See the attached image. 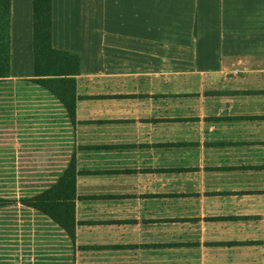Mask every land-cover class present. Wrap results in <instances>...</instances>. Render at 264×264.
Wrapping results in <instances>:
<instances>
[{
  "label": "crops",
  "instance_id": "obj_1",
  "mask_svg": "<svg viewBox=\"0 0 264 264\" xmlns=\"http://www.w3.org/2000/svg\"><path fill=\"white\" fill-rule=\"evenodd\" d=\"M72 14L88 20L53 21L52 43L80 54L73 117L10 84L13 63L33 70V0H11L0 187L23 175L33 196L75 169L74 235L42 217L28 256L60 263L63 229L105 264H264V0H73Z\"/></svg>",
  "mask_w": 264,
  "mask_h": 264
},
{
  "label": "rangeland",
  "instance_id": "obj_2",
  "mask_svg": "<svg viewBox=\"0 0 264 264\" xmlns=\"http://www.w3.org/2000/svg\"><path fill=\"white\" fill-rule=\"evenodd\" d=\"M78 2V1H77ZM72 4L73 0H65L55 1L54 11H57L59 14L53 16V0H52V29H53V21L55 29H64L67 26H72L76 24L86 23L88 17L86 15H73L72 14ZM64 8V9H63ZM70 9V10H65ZM66 11H69V14H64ZM63 12V14H60ZM10 26H11V12H10ZM11 41V34H10ZM57 48V47H55ZM61 49V48H59ZM66 50V49H64ZM11 52V51H10ZM161 68H168L172 64V62L164 59L168 56L167 53L162 52L161 54ZM5 60L4 52L0 50V80L8 79L11 76V54L9 60V70L8 72L2 67V64ZM13 77L9 79L12 87L23 90L25 87L30 85V81L35 84L40 85L36 77L34 76L33 70H29L26 64L21 63L17 65V63H13ZM42 86V85H41ZM58 88L63 92L62 85L57 83ZM73 165H70L65 172V175L60 179V181L52 187H49L43 192L36 193L33 196H28L29 192H26L25 189H33L34 187H25V179L24 176L18 175L17 185L16 187H7V174L2 173V184L0 187V199L4 201H0V264H56L52 259L46 260L43 263H40L38 257L35 256V251L31 250V256H28L26 242L35 237L40 240L42 238L40 231V223H36L39 221L46 222V219L40 220V218H49V225L52 224V221H56V217H60L65 222L69 223L70 215L72 211V201L70 199L72 193V187H70L71 183V175H72ZM50 177L49 182L51 183L52 179ZM36 183H33L32 186H35ZM38 195H43V199L41 204H43L44 208L47 212L41 211L29 203H36L40 201H34V198ZM76 197V195H75ZM31 201V202H30ZM54 215L51 216L49 213ZM74 217L75 216V200H74ZM75 221L74 225L69 223V230L71 231L70 235H74L75 230ZM15 228L17 231H15ZM38 228V229H37ZM66 229V228H65ZM68 229V228H67ZM66 229V230H67ZM64 230V231H66ZM68 231V230H67ZM63 232L61 229V243H60V251L61 256L58 257V261L60 263L57 264H105L103 258L101 256H94L89 254H81L80 251H73V248L79 249L78 247L72 244L70 236L67 234L68 232ZM51 232V231H49ZM10 233L12 235L10 236ZM18 233V234H14ZM70 233V232H69ZM15 241L16 246H15ZM12 244V245H10ZM51 249V248H50ZM12 255V256H11ZM17 255V258H15ZM50 256V255H49ZM104 257V256H103ZM105 258V257H104ZM138 258V260H137ZM141 257L136 256H117L114 257V262L116 264H140ZM139 261V262H138ZM169 262V257L161 256L159 257L158 263L167 264ZM151 257H145V264H151Z\"/></svg>",
  "mask_w": 264,
  "mask_h": 264
},
{
  "label": "trees",
  "instance_id": "obj_3",
  "mask_svg": "<svg viewBox=\"0 0 264 264\" xmlns=\"http://www.w3.org/2000/svg\"><path fill=\"white\" fill-rule=\"evenodd\" d=\"M10 12L11 0H0V50L4 52L5 60L2 67L9 70L10 60ZM52 0H33V73L37 82L55 94L65 105L70 115L74 116L77 101L76 75L80 73L81 58L78 52L55 48L52 43ZM1 74L3 73L0 72ZM62 85L61 90L57 86ZM75 169L72 168L71 183L72 211L69 223L74 225V200H75ZM43 195H38L31 206L47 212L41 201ZM0 201H4L0 199ZM31 202V201H30ZM49 213V212H48ZM54 217L52 213H49ZM68 232L69 223L60 217H54Z\"/></svg>",
  "mask_w": 264,
  "mask_h": 264
}]
</instances>
